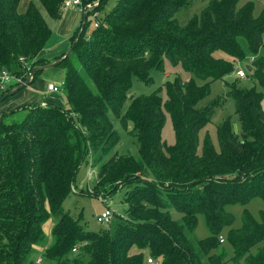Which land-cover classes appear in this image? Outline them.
Instances as JSON below:
<instances>
[{"label":"trees","instance_id":"obj_1","mask_svg":"<svg viewBox=\"0 0 264 264\" xmlns=\"http://www.w3.org/2000/svg\"><path fill=\"white\" fill-rule=\"evenodd\" d=\"M37 1L49 17H61L64 0ZM19 3L0 0V72L24 82L33 68L61 59L58 96L65 105L48 100L0 116V264H35L38 248L42 264H145L147 257L161 264H264V211L257 220L245 209L232 228L227 210L253 197L264 202L262 94L239 88L237 76L227 81L245 58V44L254 57L245 77L264 91V9L254 14L251 1L209 0L181 26L175 15L191 0H117L104 13L101 0L100 16L82 17L72 33V53L50 61L40 54L52 31L34 3L21 12ZM165 60L194 78L165 81V101L159 90L130 96L135 81L149 84L153 70L165 72ZM215 81L228 88L240 130L227 119L217 127V147L206 136L199 150V133L224 102L198 107ZM166 115L175 138L170 146L161 138ZM113 119L124 131L131 125L136 156L106 154L121 141ZM91 150L94 196L121 193L129 214L98 232L83 229L62 208ZM199 217L209 233L202 240L195 236Z\"/></svg>","mask_w":264,"mask_h":264},{"label":"rangeland","instance_id":"obj_2","mask_svg":"<svg viewBox=\"0 0 264 264\" xmlns=\"http://www.w3.org/2000/svg\"><path fill=\"white\" fill-rule=\"evenodd\" d=\"M97 1L98 0H95V7H94L95 9L92 11L97 12L98 15L100 16L101 13L100 11L97 10L98 4H99ZM116 1L117 0H105L104 7H103L104 9L103 13L105 11L107 12L111 10L114 7ZM208 1L209 0H191V4L186 10L178 12L175 15V19L178 21L179 25L181 26L186 25L192 17L200 13V11L208 3ZM246 1H249V0H242V2H246ZM30 2L36 5V7L45 17L47 23L50 25L51 19L47 16L46 11L39 4L37 0H20L18 11L21 12L25 10V8ZM251 2L254 4V7H255L254 14H257L262 9H264V0H253ZM86 13L88 14V21H90L89 19H91L92 13L90 14L88 12ZM242 47L245 52V58L236 65V70L244 69L246 65L250 66L254 58V57H251L246 51L245 44H242ZM63 49L64 48H62V50ZM68 50L69 48H67L64 51V53L67 52ZM58 51L55 53H58ZM43 54L45 53L42 52L40 55L42 56ZM45 56L48 57L46 59L50 61L54 59L52 56H47V55ZM57 57L59 56H56V58ZM177 68L170 67L169 63L165 60L164 61V70H165L164 73L161 70H157V69L153 70L151 72L152 82L149 84H146L140 81H135L132 85L129 95L135 96V97L140 96V95H149L159 90L163 101H165L166 94H165V89L163 87L165 81L167 80L172 81L177 76H179L183 80H188L191 77H193L192 74L184 72L180 67H177ZM63 73H64L63 69L59 67H54V68L43 71V73L40 76H38V78L31 85V87L29 86L25 88L26 90L21 91V93H19L18 95H14L10 97L11 99L8 98L10 100L9 101L7 99L10 102L9 104H11L12 102H16L15 100L20 99L21 96L25 95L27 96L25 101L27 100L29 101L25 103H28L31 105L39 104L38 102L40 101L47 102L48 100H50V102L54 104H59V106L65 105V102L62 100L61 96H58V94L52 93V95H48V94H44L43 92L41 93L42 88L47 83V81H51L52 83L54 82L58 83L59 81H61V78L63 77ZM234 79H237L235 73L231 75L227 79V81L230 82ZM237 81H238L239 88L254 87L257 92H261L262 111L264 114V91L263 89L259 85L249 82L248 79H246V77L243 79L242 78L237 79ZM195 82L197 83V85H202V82L198 79H195ZM217 98H223L224 102L220 107L216 108L215 112L209 117V122L199 133V150L201 148L202 141L206 136L217 147L218 145L217 127L223 121L227 119L231 121L232 129L236 133L239 132L240 130V125H239L237 116L235 115L234 100L230 95H228V88L225 86V84L222 81H215L210 84L208 94L199 102L198 107L201 108V107L208 106L211 102H213V100ZM22 103L24 105V102ZM127 105H128V102L125 104V107ZM4 106L0 104V116L3 113L9 112V111L4 110L5 109ZM7 109L8 108L6 107V110ZM25 113H26L25 111L20 112L17 118H21ZM11 120H13V118L8 119V121H11ZM112 127L114 130L118 131L121 134V141L117 146H115L113 150L106 152V154H111L112 152H114L117 156H128V155L136 156L137 151H138V148H137L138 146L136 145L134 138L130 135L129 131L131 130V125L127 126V131L129 132L128 133L126 130L124 131L122 129L119 120L113 119ZM161 138L168 146L173 145L175 142L171 120L168 115H166L165 123L161 131ZM91 151H92L90 153L91 158L88 159L91 162L90 161H89L90 163L83 162L81 164L78 170V173L76 175L75 187L73 189V192L64 200L62 204V208L65 213H68L72 215L73 217L79 219V224L83 227V229L87 231L98 232L99 229H101V226L97 223L96 218L97 216L101 214V212L105 208H108L112 211V214H113L112 223L117 218H122L123 220L125 218L127 219V217H129V214H128L127 203L124 202V196H122L121 193H116L110 196L103 195L100 193L99 195L101 196L99 197L94 196V194H96L94 193V185L98 181L95 180L96 178L95 171L97 170V167L96 168L92 167V163L94 161L93 158L95 156V153L93 152V150ZM86 189L92 190L93 193H89L88 191L86 192ZM81 190L83 191V193H80ZM99 198H101L102 201ZM245 209L249 211V213L255 219L258 220L260 218V213L264 211V202L259 197H253L249 201V203L244 206L238 204V205H232V206L227 207V210L234 216V222H233L232 228H237L240 226L242 213ZM171 215L173 219H179L180 217V215L175 212H172ZM53 221L54 219L50 217L44 224V232L47 235V243H49V239H50L49 233H50V229H51ZM106 230H108V228H106ZM226 231L227 229H224L220 234V236H222L224 240H225ZM208 234L209 233L205 226L204 220L201 217H199L198 222H197V228L195 231V236L197 237V239L202 240V239H206L208 237ZM220 244L224 245L225 241ZM42 254H43V248H38L34 256L35 264L43 263Z\"/></svg>","mask_w":264,"mask_h":264},{"label":"crops","instance_id":"obj_3","mask_svg":"<svg viewBox=\"0 0 264 264\" xmlns=\"http://www.w3.org/2000/svg\"><path fill=\"white\" fill-rule=\"evenodd\" d=\"M42 16H43V14H42ZM47 16H48V14H47ZM82 16H83V14H81V12H79V10H77L76 8L75 9L74 8L63 9L62 15L58 20H55V19L48 16L51 19L50 25L47 23L45 17L43 16L46 24L48 25V27L52 31V38H51L50 42L48 43L47 47L43 50V53H45L42 55L43 57L48 58L45 56V55H47V56H52L53 58H56V56H60L67 48H69V45H70L69 39H70L72 33L75 31V29L79 26ZM62 48H64V49L62 50ZM58 50H60V51H58ZM57 51H58V53H55ZM49 82H51V81H47V83H49ZM46 84L43 86L41 93L43 92L44 94L52 95L50 93H45ZM31 85H30V87H31ZM23 90H26V89H23ZM23 90H21V91H23ZM21 91L18 92L16 95L21 93ZM26 98H27V96H25V95L21 96L20 99L15 100L16 102H12L11 104H9L10 100L8 99L9 100L8 101L6 99L3 103H1V105L2 106L6 105V106H4L5 111L16 110L17 108H19L20 106L23 105L22 102H24V105H31V104L25 103V102H29L28 100L25 101ZM38 103L40 104L43 102L40 101ZM6 107L8 108L7 110H6Z\"/></svg>","mask_w":264,"mask_h":264},{"label":"built area","instance_id":"obj_4","mask_svg":"<svg viewBox=\"0 0 264 264\" xmlns=\"http://www.w3.org/2000/svg\"><path fill=\"white\" fill-rule=\"evenodd\" d=\"M249 1H253V0H249ZM64 9H68V8H76L77 10H79V12H81L82 14H87L86 12H88L89 14H91V17L93 19H96L97 17V13L93 12L92 10H94L95 8V2L92 3H87V4H83L82 0H64L63 1V6ZM96 27V24L94 25ZM20 61H23L22 59H20ZM29 75V74H28ZM236 76L238 78H245V71L244 69H239L236 71ZM25 82V81H24ZM21 78L19 77H15L10 75L7 71H2L0 72V93L4 92L6 90L7 87L11 86V85H16V84H22L24 83ZM62 85L63 82L59 81L57 82H49L46 84L45 87V93H50V94H62ZM42 105H45L44 103H42ZM101 200V198H99ZM102 201V200H101ZM105 201V200H103ZM112 211L108 208H105L101 214L99 216H97L96 221L97 223L104 229L106 228H110L111 224H112ZM219 242L223 243L225 240L222 236H219ZM73 252H75V249H73ZM146 264H161V261L158 259H154L152 257H147L146 259Z\"/></svg>","mask_w":264,"mask_h":264},{"label":"water","instance_id":"obj_5","mask_svg":"<svg viewBox=\"0 0 264 264\" xmlns=\"http://www.w3.org/2000/svg\"><path fill=\"white\" fill-rule=\"evenodd\" d=\"M101 0H98L97 2L99 3ZM84 18V20L86 19V14H83L82 16ZM84 25V24H83ZM72 50H73V47L69 48V50L66 52L64 58L68 57L71 53H72ZM61 62V59L60 60H57L53 63H50L48 65H45V66H42V67H35L33 68L30 72H29V75L27 77V79L25 80L24 83L20 84L19 86L15 87L14 89L6 92L5 94H3L2 96H0V104L2 102H4L6 99L16 95L18 92H20L21 90L25 89L26 87L30 86L31 82H32V79H33V75L36 73V72H39V71H45L47 69H51V68H54L56 67L57 65H59ZM247 71H251L252 70V67H247L246 68Z\"/></svg>","mask_w":264,"mask_h":264}]
</instances>
